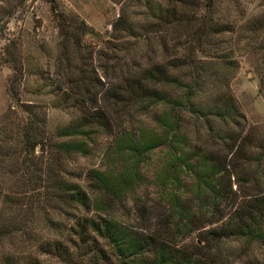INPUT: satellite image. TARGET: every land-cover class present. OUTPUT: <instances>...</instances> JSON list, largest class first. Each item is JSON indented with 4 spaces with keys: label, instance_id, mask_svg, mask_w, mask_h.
I'll return each mask as SVG.
<instances>
[{
    "label": "trees",
    "instance_id": "16d2710c",
    "mask_svg": "<svg viewBox=\"0 0 264 264\" xmlns=\"http://www.w3.org/2000/svg\"><path fill=\"white\" fill-rule=\"evenodd\" d=\"M167 1L156 22L163 31L160 54L131 68L116 62L106 86L97 78L93 81L85 68L71 73L70 56L79 49L84 24L74 25L57 15L61 61L69 72L63 95L77 103L79 114L56 129V135L64 137L60 141L45 136L34 118L21 125L15 145L7 143L0 128V160L4 155L17 158L18 148L21 183L37 193L21 208L30 212L51 207L73 221L69 229L74 239L46 240L37 246L64 264H226L222 243L229 238L264 249V181H259L258 168L264 141L253 129H244V117L230 92L235 61L215 53L214 37L227 31V24L205 14L183 17L178 8L186 2ZM15 5L0 7V14L10 16ZM122 29L128 32L131 26L124 21ZM176 34L181 41L169 45ZM139 114H150L152 124L123 126ZM99 134L109 136L105 149L112 160L105 169L86 172L89 193L41 161L33 162L35 147L47 149L54 162L62 155L88 154ZM159 147H165L167 160L155 175V186L167 210L157 214L152 228L130 226L113 213L125 208L129 195L141 185L143 162ZM182 175L192 179L186 191L180 189ZM131 201L142 212L140 221H148L151 211H143L140 197ZM20 222L0 217V239L21 230ZM214 223L219 225L211 226ZM205 226L209 227L201 229ZM195 230V243L178 244L177 238ZM0 264L40 263L31 254L3 253ZM242 264L264 260L250 258Z\"/></svg>",
    "mask_w": 264,
    "mask_h": 264
},
{
    "label": "rangeland",
    "instance_id": "374dc122",
    "mask_svg": "<svg viewBox=\"0 0 264 264\" xmlns=\"http://www.w3.org/2000/svg\"><path fill=\"white\" fill-rule=\"evenodd\" d=\"M184 1L186 7H177L183 17L205 14L210 15L211 21L227 24L228 30L219 31L214 37L215 53L218 51L219 55L235 61L228 81L230 92L244 117V129H253L254 135L264 141V0ZM9 4H16L10 16L0 14V128L6 133L7 143L15 145L21 125L33 118L40 122L38 127L49 139L63 140L64 137L56 135V129L79 114L77 103L63 95L69 72L61 61L57 15L65 17L68 23L84 24V33L78 36L79 49L70 56L71 73L76 68H85L93 81L97 78L105 86L112 79L116 62L136 67L148 57L157 58L161 51L158 41L163 31L156 22L159 11L168 6L167 0H0V7ZM124 21L131 26L128 32L122 29ZM176 36L168 41L169 45L181 41ZM97 85L100 86L98 82ZM96 102L105 104L101 99ZM142 122L151 125L150 114H139L123 126L137 127ZM109 141V136L99 134L88 154L62 155L57 162L52 161L54 157L47 149L41 151L35 147L33 162L41 161L44 167L53 168L59 177L76 182L89 193L85 174L89 169H105L109 165L112 157L105 149ZM17 149V158L4 155L0 160V217L21 219V230L13 232L10 238L0 239V254L25 253L34 256L40 264H64L52 254L39 252L37 246L46 240L74 239L69 229L73 221L51 207L34 208L30 212L21 208L27 197L37 193L21 183L23 176L16 165L21 153ZM165 151V147H159L148 154L140 168L141 185L129 195L125 208L115 209L113 217L133 227L152 228L157 214L167 210L166 202L158 199L155 186V175L167 160ZM261 160L259 181H264V156ZM234 177L230 180H235ZM179 181L180 189L185 190L192 179L182 175ZM234 188L232 183L231 189ZM186 195L191 197L190 192ZM137 196L143 201V211H151L146 222L140 221L142 212L132 205L131 199ZM197 235L195 230L177 238L178 244L191 245ZM100 244L103 246V242ZM222 255L226 264H242L250 258L264 260V249L256 243L246 245L240 239L229 238L222 243Z\"/></svg>",
    "mask_w": 264,
    "mask_h": 264
}]
</instances>
